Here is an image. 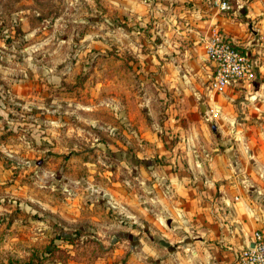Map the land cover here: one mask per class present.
<instances>
[{
    "label": "rangeland",
    "instance_id": "374dc122",
    "mask_svg": "<svg viewBox=\"0 0 264 264\" xmlns=\"http://www.w3.org/2000/svg\"><path fill=\"white\" fill-rule=\"evenodd\" d=\"M191 1L0 0V264H160L171 179L218 152L193 128H264V40L236 96L255 115L211 121L206 51L226 34Z\"/></svg>",
    "mask_w": 264,
    "mask_h": 264
},
{
    "label": "crops",
    "instance_id": "0c3cea01",
    "mask_svg": "<svg viewBox=\"0 0 264 264\" xmlns=\"http://www.w3.org/2000/svg\"><path fill=\"white\" fill-rule=\"evenodd\" d=\"M191 2L192 7L198 8L192 11L201 28L218 23L226 35L220 33L245 48L249 55L250 51L253 54L249 50L250 41L255 37L264 40V0L251 1L246 7L240 3L235 10L226 12H219L209 0ZM244 20L250 31L247 27L245 32ZM228 21H238L241 27L229 28ZM236 35L246 39L245 43L235 40ZM257 45V53L264 54V44L257 42ZM240 86L227 90L232 97L218 99L224 121L232 120L236 114L244 118L255 115L250 109L255 97H236L249 85ZM244 88L247 93L250 91V87ZM219 128L218 131L206 125L193 128V134L205 135L204 139L200 137L202 141L206 139L204 146L218 152H208L204 161L191 160L188 166L191 174L171 179L176 196L172 207L178 210L175 211L178 217H172L176 238L172 241L173 253L162 251L160 264H237L236 255L251 243L252 231L264 227V128L248 123L224 127L220 124ZM213 131L222 135L217 143L212 141ZM233 138L237 141H232ZM192 140L196 150L194 137Z\"/></svg>",
    "mask_w": 264,
    "mask_h": 264
},
{
    "label": "built area",
    "instance_id": "2783aa9c",
    "mask_svg": "<svg viewBox=\"0 0 264 264\" xmlns=\"http://www.w3.org/2000/svg\"><path fill=\"white\" fill-rule=\"evenodd\" d=\"M213 4L220 11L233 8L230 0H213ZM206 52L213 69L209 80L211 97L208 114L211 121L217 122L221 118V106L214 96H223L236 83L251 84L256 78V65L247 52L218 32L213 33ZM251 243L253 246H250ZM251 243L237 253V264H264V227L252 231Z\"/></svg>",
    "mask_w": 264,
    "mask_h": 264
},
{
    "label": "water",
    "instance_id": "95a60500",
    "mask_svg": "<svg viewBox=\"0 0 264 264\" xmlns=\"http://www.w3.org/2000/svg\"><path fill=\"white\" fill-rule=\"evenodd\" d=\"M250 246H253V244L251 243Z\"/></svg>",
    "mask_w": 264,
    "mask_h": 264
}]
</instances>
